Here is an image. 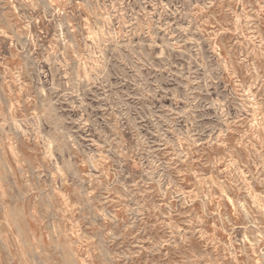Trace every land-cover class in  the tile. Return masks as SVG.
<instances>
[{"label":"rangeland","instance_id":"1","mask_svg":"<svg viewBox=\"0 0 264 264\" xmlns=\"http://www.w3.org/2000/svg\"><path fill=\"white\" fill-rule=\"evenodd\" d=\"M0 264H264V0H0Z\"/></svg>","mask_w":264,"mask_h":264}]
</instances>
